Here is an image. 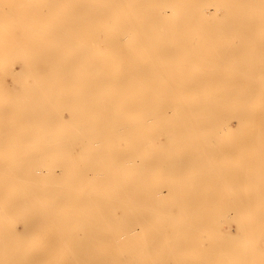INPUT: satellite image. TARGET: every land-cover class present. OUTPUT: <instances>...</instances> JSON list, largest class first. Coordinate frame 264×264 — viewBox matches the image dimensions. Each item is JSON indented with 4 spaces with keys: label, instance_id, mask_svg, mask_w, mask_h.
Returning a JSON list of instances; mask_svg holds the SVG:
<instances>
[{
    "label": "bare ground",
    "instance_id": "6f19581e",
    "mask_svg": "<svg viewBox=\"0 0 264 264\" xmlns=\"http://www.w3.org/2000/svg\"><path fill=\"white\" fill-rule=\"evenodd\" d=\"M0 264H264V0H0Z\"/></svg>",
    "mask_w": 264,
    "mask_h": 264
},
{
    "label": "rangeland",
    "instance_id": "374dc122",
    "mask_svg": "<svg viewBox=\"0 0 264 264\" xmlns=\"http://www.w3.org/2000/svg\"><path fill=\"white\" fill-rule=\"evenodd\" d=\"M16 68H17V70H18V65H16ZM16 70V71H17ZM7 83L9 84V85H13V83L11 82V80H10V78L8 77L7 78ZM233 125V124H232ZM224 227H227V224H225V223H221Z\"/></svg>",
    "mask_w": 264,
    "mask_h": 264
}]
</instances>
